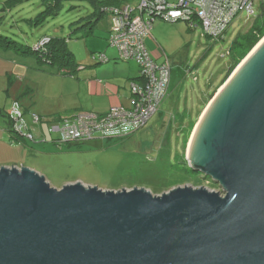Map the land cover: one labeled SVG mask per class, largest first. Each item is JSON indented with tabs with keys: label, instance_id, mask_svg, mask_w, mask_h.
Masks as SVG:
<instances>
[{
	"label": "water",
	"instance_id": "95a60500",
	"mask_svg": "<svg viewBox=\"0 0 264 264\" xmlns=\"http://www.w3.org/2000/svg\"><path fill=\"white\" fill-rule=\"evenodd\" d=\"M234 72L186 152L223 196L204 186L58 189L4 166L0 264H264V39Z\"/></svg>",
	"mask_w": 264,
	"mask_h": 264
},
{
	"label": "rangeland",
	"instance_id": "374dc122",
	"mask_svg": "<svg viewBox=\"0 0 264 264\" xmlns=\"http://www.w3.org/2000/svg\"><path fill=\"white\" fill-rule=\"evenodd\" d=\"M96 1L104 3L110 0H60L59 7L46 16L43 15L47 7L44 0L11 2L5 11L2 10L3 6L0 7V36H6L24 47L32 48L45 39H64L73 58L74 49L77 54L84 55V58H90L96 63L98 57L103 54L97 52L93 55L91 52L104 51L109 46L105 37L112 18L110 14L104 15L101 12L102 5L98 6ZM125 1L133 5L140 2ZM262 9L260 4L255 2L254 14L240 13L223 39L206 35L200 26L191 29L186 21L170 23L157 18L153 24L152 35L165 54L160 61L163 63L169 60L173 69L171 91L169 90L172 97L168 110L164 105L169 102L170 92L162 104L163 113L151 119L144 128L117 132L115 135L120 134L110 140L62 146L53 143L58 135L49 132L50 127L57 123L50 117H42L36 113L44 123L40 125L41 133L39 131L36 135L34 132L39 141L27 142L28 146H37L36 152L31 156V165L44 171L42 175L55 188L64 181H77L103 190L145 188L154 195H162L177 187H218L212 180L204 179L201 173L194 172L190 167L185 157V142L196 127L192 124L194 121L197 124L201 119L200 115L205 112L202 110L198 115L200 101L203 98L209 99L208 95L214 90L217 94L224 85L221 86V83L233 62L229 52L234 42L252 28L257 17L262 14ZM69 42L71 44H68ZM50 43L51 41L43 47L44 55L48 54ZM27 58V62H38L34 54ZM40 60L45 72L55 73L61 69L65 73L74 74L78 70L76 66L63 67ZM3 70L6 69H0L2 72ZM34 74L29 72L27 78L31 80ZM43 76L44 74H39L41 83L38 85L42 95L49 89L51 94L45 100H51V88L56 79L47 81L42 79ZM23 80V76L17 75L14 83H22ZM5 83L8 85V81L1 77L2 91L6 89ZM41 93L37 96L36 93L25 90L18 94L19 99L14 100L19 104L20 99L26 103L20 110L26 124H32L33 113L26 114L25 111L34 107L37 97L38 105L41 106L45 101ZM8 107L10 106L6 105L3 118L7 117V110H10ZM18 144L26 145L21 141Z\"/></svg>",
	"mask_w": 264,
	"mask_h": 264
},
{
	"label": "built area",
	"instance_id": "2783aa9c",
	"mask_svg": "<svg viewBox=\"0 0 264 264\" xmlns=\"http://www.w3.org/2000/svg\"><path fill=\"white\" fill-rule=\"evenodd\" d=\"M255 2L264 8V0H140L138 5L123 3L103 6L101 12L112 17L109 45L118 50L120 60L138 65L141 81L131 84L129 108L113 106L102 115L81 112L59 117L54 121L57 124H53L49 130L51 134L58 135L55 143L62 146L107 140L126 129L140 130L160 111L169 95L172 65L169 60L158 63L147 45L157 18L170 23L186 21L191 29L200 26L206 35L223 39L240 13H255ZM50 40L40 41L34 51L44 55L43 47ZM98 58L102 63L108 61L105 55ZM20 110V104L14 102L8 114L11 129L16 136L35 141ZM33 119L38 125L44 123L37 115H33ZM206 188L224 195L220 187Z\"/></svg>",
	"mask_w": 264,
	"mask_h": 264
},
{
	"label": "crops",
	"instance_id": "0c3cea01",
	"mask_svg": "<svg viewBox=\"0 0 264 264\" xmlns=\"http://www.w3.org/2000/svg\"><path fill=\"white\" fill-rule=\"evenodd\" d=\"M7 1L8 0H0V7H4ZM122 1L125 0H110L109 2L115 3ZM126 3L128 2L126 1ZM109 30L110 28L108 29L107 36L105 37L107 42L109 38ZM88 34V36H90V33ZM92 34L95 35L93 32ZM68 44H71V42ZM147 45L154 59L158 63H162L160 60L165 56V54L162 53L160 46L152 35V31L149 39L147 40ZM109 46H107L104 51L93 50L91 52L93 55L97 52L105 55L108 60L105 63L99 61L95 63L90 58L86 59L84 58V55L77 54L73 49L76 67L78 68L77 72L74 74L65 73L61 69H59V72H55L56 74L49 71L45 72L43 67H41L42 61L36 55L35 56L38 58V62L31 63L27 62V57L33 54H21L17 52L13 54L12 50H4L0 48V69H6L3 70V72L0 71V75H2L1 77L4 81H8V85L5 83L6 89L3 91L0 89V168L4 166L19 168L28 167L41 175L44 174V171L31 165L33 162L31 156H33V154L36 152L37 146H28L27 142L31 141L25 140L22 136H16L11 129V122L8 117L13 103L18 102L14 101L19 99L18 94H21L26 90V92H32V94L36 93L37 96L40 95L41 88L38 84L41 83V78L39 77V74H44L42 78L43 80L47 79L48 81L56 79L53 81L54 86L51 88L52 99L45 100L46 97L51 94V92H48L49 89L45 90L43 95L41 93L43 101L45 100L43 104L41 106L38 105L39 98L37 97L36 100L38 104L34 103V107L32 109H28L27 111L24 110L26 114L33 113V115H35L37 113L42 117H50L53 121H56L58 117L70 115V113L76 114L81 112H92L102 115L106 114L113 106H122L125 108H129L131 106V84L132 82H140V69L134 62H125L120 60L119 52L116 50V48H109ZM17 66L19 68H16ZM29 72L35 73L31 80L28 79ZM17 75L23 76L24 80L22 83H14V79L16 81ZM171 97L172 96L170 92L168 100L169 102L164 105L165 109L167 110L168 107H170ZM203 99L200 101L197 109L198 111L200 110L199 112L197 111L198 115L202 110L204 112L212 101L211 100L206 105H204L208 99ZM20 103L21 108L24 104H26L22 102L21 99ZM6 105L10 106L8 107L10 110L9 112L7 110V117L3 118L2 115H4V112H6ZM200 107L201 109H199ZM162 113L163 106L160 111L152 118V120ZM201 116L202 115H200V118ZM152 120H150V122ZM195 123L196 121H194V124ZM197 125L198 122L195 126ZM27 126L33 135H35V133L38 135L39 131L41 133V126L35 124L34 119L32 124L27 123ZM192 134L193 133L191 132V135H189V137L187 136L185 142V154L187 152ZM117 135L110 136V138ZM36 138L37 137H35V140L39 141V139ZM110 138H108V140H110ZM20 141L25 142L26 145H19L18 143ZM75 182L77 181H64L61 185H59L60 187L57 186V188L61 189L63 186L67 184H73Z\"/></svg>",
	"mask_w": 264,
	"mask_h": 264
},
{
	"label": "trees",
	"instance_id": "16d2710c",
	"mask_svg": "<svg viewBox=\"0 0 264 264\" xmlns=\"http://www.w3.org/2000/svg\"><path fill=\"white\" fill-rule=\"evenodd\" d=\"M15 1H18V0H8L5 3L2 10L5 11L7 6L11 4V2H15ZM92 1L94 2V0ZM44 2L47 7L45 8L43 15L46 16V15L52 14L59 7L60 0H44ZM123 3H126V1L115 2V3L113 2L99 3L98 1H96L95 4H97L98 6L102 5L101 7H103L106 5H121ZM262 10H263L262 14L257 17L252 28L248 32L239 36L238 39L234 42L233 47L231 51L229 52L230 56L233 58V62L231 63L230 67L227 69L225 79L221 83V86L228 80L232 72L248 56V54L253 50V48H255V46H257L258 43L264 38V8ZM50 41L51 43L49 45L48 54L46 55L36 53L34 51V47L33 48L24 47L20 45L18 42L10 40V38L6 36L5 37L0 36V48L4 50H12L13 52H17L21 54H34L38 58L45 60V62L50 61L51 65H58V66L61 65L63 67L66 65L76 66V62L74 58L68 52V49L66 46L67 41H65L64 39H54V38H52ZM44 57H46V59ZM140 81H141V77H140ZM215 94L216 93L214 90L209 95V99L204 105H206L209 101H211L214 98ZM185 157H186V154H185ZM207 180H210V179H207Z\"/></svg>",
	"mask_w": 264,
	"mask_h": 264
},
{
	"label": "bare ground",
	"instance_id": "6f19581e",
	"mask_svg": "<svg viewBox=\"0 0 264 264\" xmlns=\"http://www.w3.org/2000/svg\"><path fill=\"white\" fill-rule=\"evenodd\" d=\"M258 45H259V44H258ZM258 45H257V46H258ZM257 46H256V47H257ZM256 47H255V48H256ZM255 48L253 49V51L255 50ZM253 51H252V52H253ZM252 52H251V53H252ZM251 53L248 55V57L251 55ZM248 57H247V58H248ZM247 58H245V59L241 62V64H240V65L238 66V68L235 70L233 76H235V75L237 74V72H238L239 69L242 67V65H243L244 62L247 60ZM223 89H224V86H222V87L220 88L219 91L221 92ZM210 104H212V101H211ZM209 106H210V105H209ZM209 106H208L207 108H209ZM206 111H207V109L205 110V112H206ZM205 112H204V113H205ZM198 124H199V123H198ZM197 126H198V125H197Z\"/></svg>",
	"mask_w": 264,
	"mask_h": 264
}]
</instances>
